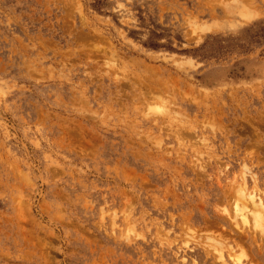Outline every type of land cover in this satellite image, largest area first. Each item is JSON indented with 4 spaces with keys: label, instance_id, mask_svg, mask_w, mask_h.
<instances>
[{
    "label": "rangeland",
    "instance_id": "rangeland-1",
    "mask_svg": "<svg viewBox=\"0 0 264 264\" xmlns=\"http://www.w3.org/2000/svg\"><path fill=\"white\" fill-rule=\"evenodd\" d=\"M260 203L264 0H0V264H264Z\"/></svg>",
    "mask_w": 264,
    "mask_h": 264
},
{
    "label": "bare ground",
    "instance_id": "bare-ground-1",
    "mask_svg": "<svg viewBox=\"0 0 264 264\" xmlns=\"http://www.w3.org/2000/svg\"><path fill=\"white\" fill-rule=\"evenodd\" d=\"M154 111H157V112H161V111H164L163 109H162V106H157V107H154V108H152ZM258 206V205H257ZM255 207V206H254ZM262 208H264V205L263 204H261L260 203V205L257 207V208H255L254 210H253V212H251L252 214V220L251 219H248L249 221H250V225H252L253 227L255 226V227H258L259 229H261V230H264V211L262 210ZM242 215V214H241ZM242 217V223L241 224H243V225H247L249 222H248V220H247V217H246V215H244V216H241ZM241 221V220H240ZM251 221H252V224H251ZM248 226H249V224H248ZM239 260L237 259V261L235 260L234 262V264H241V263H239L238 262Z\"/></svg>",
    "mask_w": 264,
    "mask_h": 264
}]
</instances>
